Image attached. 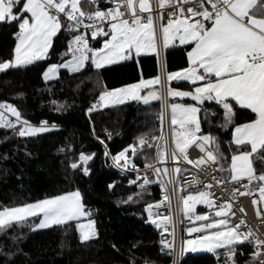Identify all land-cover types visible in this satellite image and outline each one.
<instances>
[{
	"label": "snow or ice",
	"instance_id": "6c2138e0",
	"mask_svg": "<svg viewBox=\"0 0 264 264\" xmlns=\"http://www.w3.org/2000/svg\"><path fill=\"white\" fill-rule=\"evenodd\" d=\"M0 24L16 29L13 54L9 59H0V74L43 61L47 64L41 73L45 82L58 79L61 69L82 75L84 71H100L121 62L134 61L139 66L142 56L159 58L162 51L166 54L169 49L184 48L186 67L168 71L165 58L160 75L150 79L141 76L138 82L120 87L104 85L86 110L92 113L128 101L145 106L161 101V127L165 113L170 112V151L163 134L150 139L140 136L115 154L105 145L104 155L110 157L112 166L135 173L128 185L141 190L121 202L137 203L146 186L158 183L162 176H168L171 182L174 174L188 172L187 167L177 166L182 160L205 171L227 172L229 180L243 189H233L234 195H247L254 206L264 205V0H0ZM62 37L70 39L57 52ZM173 81L187 88L172 87ZM175 98L180 101L170 102ZM51 104L57 105V101ZM64 107L58 105L56 110ZM55 128L56 124L48 120L34 125L17 106L0 102V129L30 138ZM213 128L230 139L214 135ZM106 134L110 139L111 133ZM97 139L104 144L99 136ZM193 147L201 153L197 158L190 156ZM145 149L155 150L152 160ZM59 151L67 154L72 149ZM95 155L81 150L67 166L73 173L89 176ZM141 156L146 161L143 170L136 163ZM0 158L8 157L5 154ZM212 179L217 185L228 182L215 174ZM191 182L201 183L198 176H193ZM115 187V181L108 184L109 190ZM212 188L211 183L194 191L181 188L187 193L180 197V211L189 222L184 229L189 238H182L178 248L174 231L168 227L174 220L167 188H162L161 201L145 204L148 221L162 229L160 252L171 257L172 264H180L187 253H211L217 264H240L242 257H246L244 264H264V234L246 224L243 207L239 208L241 216L234 219V203L217 197ZM165 204L167 215L158 211ZM198 205L207 211L198 212ZM256 215L264 220V211L257 208ZM73 221L81 242L98 236L96 221L85 209L79 188L0 207V237L15 244L20 239L16 229L35 232ZM5 246L0 244V250ZM16 254L5 253L9 259ZM130 264L155 262L147 257L138 260L133 255Z\"/></svg>",
	"mask_w": 264,
	"mask_h": 264
},
{
	"label": "trees",
	"instance_id": "16d2710c",
	"mask_svg": "<svg viewBox=\"0 0 264 264\" xmlns=\"http://www.w3.org/2000/svg\"><path fill=\"white\" fill-rule=\"evenodd\" d=\"M15 30L12 26L0 24V59H9L13 54ZM67 39L70 37L61 38L57 52L63 50ZM165 58L168 71L187 66L184 48L169 49L164 53V65ZM46 67L47 64L41 61L0 74V102L17 106L34 125L41 120L56 124L55 129L30 138H21L10 130L0 129V157L5 154L8 157L0 158V207L33 202L79 188L85 209L96 221L98 236L81 242L74 221L35 232L28 228L16 229L20 239L15 244L0 237V244L6 245L0 250V264H130L133 255L138 260L147 257L155 264H171L172 258L160 252L161 229L148 221L144 211L146 203L159 200L160 187L146 188L137 203H122L129 194L141 190L129 186L131 177H123L104 155L105 145L115 154L140 136L149 139L161 136L158 119L161 101L148 106L131 102L92 113L86 111L104 85L120 87L138 82L141 76L149 79L159 75L158 58L142 56L139 66L134 61L121 62L100 71H84L82 75L62 70L58 79L47 82L41 75ZM171 86L182 90L187 88L184 83H172ZM52 100H56L57 105H52ZM61 104L65 107L57 111ZM212 132L222 140L230 139L216 128ZM106 133H111L110 139ZM97 136L104 140V144ZM61 148L72 151L66 154L59 151ZM81 150L96 154L90 162L92 172L89 176L73 173L67 166L69 159L77 158ZM145 152L149 160L155 157L154 149H145ZM145 162L143 156L136 160L140 168H144ZM113 181L116 187L109 190L108 184ZM7 252L17 254L9 259L5 255ZM244 259L246 257L240 258V264H244ZM180 264H217V261L211 253L188 254Z\"/></svg>",
	"mask_w": 264,
	"mask_h": 264
},
{
	"label": "built area",
	"instance_id": "2783aa9c",
	"mask_svg": "<svg viewBox=\"0 0 264 264\" xmlns=\"http://www.w3.org/2000/svg\"><path fill=\"white\" fill-rule=\"evenodd\" d=\"M163 106H164L163 102H161V110ZM10 119H14V118L10 117ZM169 124H170V112H166L161 135L163 134L165 137L168 138L167 147H168V150L170 151L172 147V143H171V133H170ZM189 151H190V156L192 158H197L201 155L199 150L195 147L191 148ZM110 161L112 162L111 159ZM167 166L169 167V169H171L173 166L172 162L169 161ZM177 166L181 167V169L187 167L189 171L188 172L182 171L179 174H174V176L171 178V182L168 176H162L158 183L154 182L146 186V188L153 187V186L160 187L161 194H160V198L158 201L162 200V197H163L162 188L163 187H166L168 192L171 194V214L173 216L174 223L170 224L168 227L170 231H174L175 242H176L177 248L179 247L182 238H189L187 236V233L184 231V229H186V227L189 226V222L186 218H182V213L180 211V208L182 207V204L180 203V197L186 194V192L182 191L181 188L187 189L188 191H194L197 189H203V186L208 183H211L213 185V188L211 189V191H213L217 197H221L223 201H231L234 203V210L236 211V217L234 219H238L241 216L239 208L243 207L246 210L244 214L246 224L252 227L253 229H259V232L264 234V220H262L261 217H258L256 215L257 208H259L261 211H264V205L254 206L251 203L252 197L247 196V195L246 196L234 195L233 189L241 188V190H243L241 187V184H237L236 182H231L229 180V177L225 176L224 173H215L212 170L205 171L203 167L194 168L191 165H186L185 162H183L182 160L178 162ZM211 167L212 169L215 168L214 165ZM141 169L143 170V168ZM214 174L217 175L218 178L225 179L228 182H225L221 185H217L215 180L212 179V176ZM121 175L123 177L134 178L135 173L121 172ZM193 176H198L201 183L193 184L191 182V179ZM149 178L153 179L151 171H149ZM155 211L157 210L154 209V212ZM158 211L162 213L163 215H167L168 214L167 205L165 204V206L161 207ZM164 235L165 237L169 236L167 232L164 233ZM192 235L195 236L196 234H192Z\"/></svg>",
	"mask_w": 264,
	"mask_h": 264
},
{
	"label": "crops",
	"instance_id": "0c3cea01",
	"mask_svg": "<svg viewBox=\"0 0 264 264\" xmlns=\"http://www.w3.org/2000/svg\"><path fill=\"white\" fill-rule=\"evenodd\" d=\"M164 59V58H163ZM158 63H159V69H160V73H161V68H160V60H159V58H158ZM62 70H64V69H61V71ZM160 73H159V75H160ZM150 79V78H149ZM55 80V79H54ZM172 83H176L175 81H173ZM180 101V99H175L174 101H172L171 99H170V102H179ZM131 102H136V101H128V102H126L125 104H127V103H131ZM115 106H118V105H115ZM110 107H113V106H110ZM224 174H227L228 176L227 177H229V174L227 173V172H225ZM197 211L198 212H205V211H207V209L205 208V206H203V205H198L197 206ZM81 222H86V219H82L81 220ZM201 254V253H200Z\"/></svg>",
	"mask_w": 264,
	"mask_h": 264
},
{
	"label": "rangeland",
	"instance_id": "374dc122",
	"mask_svg": "<svg viewBox=\"0 0 264 264\" xmlns=\"http://www.w3.org/2000/svg\"><path fill=\"white\" fill-rule=\"evenodd\" d=\"M163 58H164V53H163V51H162V52H161V55H160V57H159L161 73H162L163 67L165 66V65H164V59H163ZM161 73H160V74H161ZM53 80H54V79H53ZM50 81H52V80H50ZM224 175H225V176H228L227 174H224ZM186 194H187V193H186ZM186 194H185V195H186ZM188 254H195V255H196V254H200V253H187L186 255H188Z\"/></svg>",
	"mask_w": 264,
	"mask_h": 264
},
{
	"label": "water",
	"instance_id": "95a60500",
	"mask_svg": "<svg viewBox=\"0 0 264 264\" xmlns=\"http://www.w3.org/2000/svg\"><path fill=\"white\" fill-rule=\"evenodd\" d=\"M175 99H180V98H175ZM154 102V101H153ZM153 102H150V104H152ZM139 103H141V102H139ZM142 104V103H141Z\"/></svg>",
	"mask_w": 264,
	"mask_h": 264
}]
</instances>
